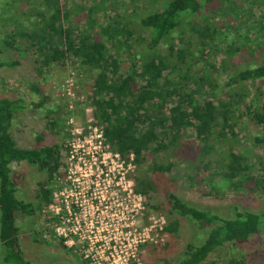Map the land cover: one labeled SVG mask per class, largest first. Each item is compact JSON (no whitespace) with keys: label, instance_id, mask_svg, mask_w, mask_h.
Segmentation results:
<instances>
[{"label":"trees","instance_id":"obj_1","mask_svg":"<svg viewBox=\"0 0 264 264\" xmlns=\"http://www.w3.org/2000/svg\"><path fill=\"white\" fill-rule=\"evenodd\" d=\"M45 3L34 12L35 20L30 18L35 21L30 29L23 25L15 27L14 37L28 39L41 66L70 60L93 70L88 103L94 110L96 123L103 128L106 143L123 156L134 155L136 165L151 161L150 168L160 173L184 164L182 173L190 175L189 180L196 186L205 180L213 182L203 174L223 168L238 172L241 161L247 160L234 151L235 144L240 142L239 133L243 132L239 126L245 113L251 114V123L261 129L250 139L252 144L264 148V94L258 86L264 81V63L228 77L224 83L226 90L219 91L217 75L214 79V72L218 73L224 65L223 59L219 60L224 58L219 50L224 34L213 24L203 25L198 20L206 19L207 10L211 11L215 3L219 6L221 0H164L161 8L159 0H148L151 10L147 13H138L141 7L146 8L142 0H46ZM99 15L102 21L98 22ZM186 31L197 36L199 57L186 48L189 43L187 40L184 44ZM161 45L165 47L164 53ZM214 56L218 62L207 60ZM201 59L206 62L195 73L192 67ZM15 64L0 61V68ZM245 83L255 84L256 93H250ZM36 106L33 102L0 98V242L12 250L7 259L16 262L22 258L16 247L19 231L14 225V213L33 216L35 209L16 197L10 179L11 166L26 162L49 173L60 168L59 146L20 148L9 131L17 112ZM49 126L53 129L55 121L49 122ZM187 132H191V137L183 142ZM230 138L233 141L228 142ZM244 170L245 180L253 181L250 165H245ZM228 180L233 181L229 177ZM261 181L264 183L262 177ZM146 207H152L151 197ZM171 210L207 229L201 243L186 245L177 264H200L226 243L246 241L264 232V211L246 209L226 218L178 198L172 199ZM20 264L29 263L21 260Z\"/></svg>","mask_w":264,"mask_h":264},{"label":"rangeland","instance_id":"obj_2","mask_svg":"<svg viewBox=\"0 0 264 264\" xmlns=\"http://www.w3.org/2000/svg\"><path fill=\"white\" fill-rule=\"evenodd\" d=\"M45 1L0 0V61L16 62L14 66L0 68V98L18 99L38 105L28 111L17 112L10 123L9 131L20 148L34 149L54 145L60 148V168L55 173L41 171L26 162L12 164L10 179L15 185L16 197L30 203L35 212L33 216L14 213V225L19 231L16 247L20 250L22 259L18 258L20 261L17 262L13 258L7 259L12 250L0 242V264H20L21 260H26L29 264H84L78 252L66 249L61 241L53 236L51 228L54 220L49 217L48 207L62 180L68 176L69 168L73 170V167L69 166L70 163L75 165L81 157V148L78 146H89L88 127L92 125L85 124V121L93 118L94 124L98 126L94 110L88 103L94 72L70 60L41 66L36 62L37 54L31 50L28 39L14 37L15 27L23 25L29 28L31 22L35 23L30 18L46 4ZM142 1L146 8L141 7L138 13L149 12L151 8L148 0ZM163 5L164 0H159L158 7ZM211 9L207 10L206 19L203 17L204 19L199 18L198 21L203 25L213 24L214 28L217 27L216 30L221 31L219 33L224 34L223 41L219 43V50H222L224 57L219 58L223 59V69L218 73L214 72V79L217 75L216 83L221 91L225 89L224 83L228 77L264 63V0H221L219 6L215 3ZM32 19L35 20L34 17ZM97 20L102 21V16L99 15ZM12 38H15L13 43ZM187 40L189 43H186ZM197 41L195 34L186 31L184 44L186 43V48L199 57ZM8 42L12 45H6ZM179 48H182L181 45ZM160 50L164 53L165 47L161 45ZM212 59L219 61L215 56L207 60ZM205 62L206 59L198 60L192 71L196 73ZM244 86L250 89V93H256L255 84L245 83ZM258 86L264 94V81ZM247 100L244 101L245 105L249 104ZM250 115H242L239 127L243 132L239 133L240 142L238 144L234 141V151L242 153L247 160L241 161L242 165L240 164L238 172L235 173L223 168L222 171L215 170L209 175L203 174L213 182L205 180L200 186L189 180L190 175L185 176V172L182 173L181 169L185 166L177 165L176 161V166L171 172L156 173L150 168L151 161L138 166L134 158L135 168L131 171L130 166L119 165L122 160L127 163L131 154L123 156L104 141L109 149L104 148L103 144L101 149H104L105 153L112 152L113 161L114 154L121 155L117 165L107 160L116 173H123L122 176L118 175V178L124 177V185H130L128 189H131L133 194L146 197L147 202L151 197L152 207H145L146 217H140L138 224L142 226L147 222L146 213H149V216L150 213H160L165 217L162 241L149 242L142 247L141 257L144 264H177L181 256H184L186 245L199 244L206 237V228H199L194 222L171 210L173 198L194 205L200 210H211L214 214L226 218H233L235 212L246 209L251 212L264 211V183L261 181V177L264 179V148L253 145L250 140L254 134L261 131L251 123ZM51 121H55L53 129L49 126ZM78 132L81 134L78 135ZM190 137L191 132H187L182 141ZM231 141L232 138L228 140ZM64 154L66 156H63ZM87 159L86 155V162ZM245 165L251 167L254 177L251 182L244 178L247 175ZM228 177L233 181L228 180ZM1 231L0 212V237ZM230 261L240 264H264V232L252 235L246 241L226 243L210 253L200 264H229Z\"/></svg>","mask_w":264,"mask_h":264},{"label":"built area","instance_id":"obj_3","mask_svg":"<svg viewBox=\"0 0 264 264\" xmlns=\"http://www.w3.org/2000/svg\"><path fill=\"white\" fill-rule=\"evenodd\" d=\"M85 124L93 126L88 127L89 146H78L81 157L75 165L70 163L73 170L69 168L48 207L54 220L52 234L66 249L78 252L84 264H144L142 247L162 241L165 217L146 213L147 222L138 224L140 217H146L147 198L133 194L130 185H124V177L118 178L123 173L108 165L107 160L117 165L121 155L114 154L113 161L112 152L101 149L102 144L109 149L103 128L93 118ZM133 159L131 154L127 163L122 160L119 165L133 171Z\"/></svg>","mask_w":264,"mask_h":264}]
</instances>
